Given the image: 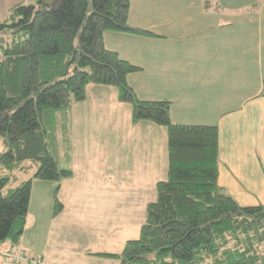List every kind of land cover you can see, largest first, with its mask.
<instances>
[{
    "label": "trees",
    "instance_id": "trees-1",
    "mask_svg": "<svg viewBox=\"0 0 264 264\" xmlns=\"http://www.w3.org/2000/svg\"><path fill=\"white\" fill-rule=\"evenodd\" d=\"M130 6V0L20 1L0 23V137L6 146L0 244H20L34 180L73 175L47 146L55 112L85 100L89 85H115L119 100L132 104L134 122L167 128L169 166L140 238L127 241L120 254L103 255L121 264H264V204L243 206L219 184V128L176 123L170 101L140 99L127 78L142 69L106 47L108 31L150 34L129 25ZM28 159L36 171L13 187ZM59 189L54 215L63 209Z\"/></svg>",
    "mask_w": 264,
    "mask_h": 264
},
{
    "label": "rangeland",
    "instance_id": "rangeland-1",
    "mask_svg": "<svg viewBox=\"0 0 264 264\" xmlns=\"http://www.w3.org/2000/svg\"><path fill=\"white\" fill-rule=\"evenodd\" d=\"M20 1L34 2L0 0V23ZM245 4V10H259L264 0ZM117 36L107 32L106 45L113 48L115 38L120 44ZM135 83L144 100L148 89L140 77ZM50 131L49 151L73 175L60 182L33 181L24 236L19 245L11 240L0 244V264H121L103 254H120L127 241L140 238L148 204L158 198L157 183L168 178L167 128L148 120L134 122L133 106L119 100L117 86L92 84L85 100L55 112ZM5 150L0 137V154ZM23 166L28 168L16 172L13 187L37 169L32 159ZM57 187L63 209L54 215ZM8 251L23 258L4 256Z\"/></svg>",
    "mask_w": 264,
    "mask_h": 264
},
{
    "label": "crops",
    "instance_id": "crops-1",
    "mask_svg": "<svg viewBox=\"0 0 264 264\" xmlns=\"http://www.w3.org/2000/svg\"><path fill=\"white\" fill-rule=\"evenodd\" d=\"M209 1L130 0L129 25L150 34L108 31L121 41L106 47L142 69L128 83L140 94V77L144 100L170 101L174 122L219 128V184L256 206L264 204V7Z\"/></svg>",
    "mask_w": 264,
    "mask_h": 264
},
{
    "label": "built area",
    "instance_id": "built-area-1",
    "mask_svg": "<svg viewBox=\"0 0 264 264\" xmlns=\"http://www.w3.org/2000/svg\"><path fill=\"white\" fill-rule=\"evenodd\" d=\"M6 256L12 258L13 260H17L18 258H20V259L23 258L22 256H18L17 254H15V253H10V252H7V253H6Z\"/></svg>",
    "mask_w": 264,
    "mask_h": 264
}]
</instances>
